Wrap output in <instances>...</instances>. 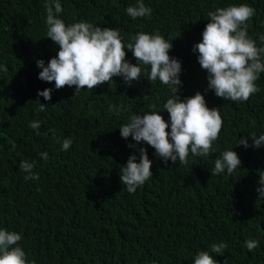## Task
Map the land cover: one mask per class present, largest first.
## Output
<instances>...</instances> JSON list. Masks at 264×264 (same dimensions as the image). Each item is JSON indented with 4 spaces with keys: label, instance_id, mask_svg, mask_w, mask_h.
Here are the masks:
<instances>
[{
    "label": "trees",
    "instance_id": "trees-1",
    "mask_svg": "<svg viewBox=\"0 0 264 264\" xmlns=\"http://www.w3.org/2000/svg\"><path fill=\"white\" fill-rule=\"evenodd\" d=\"M60 3L66 24L86 20L117 28L125 43L140 31L159 30L173 39L169 55L182 64L181 99L200 91L209 108H220L223 126L215 151L207 157L190 153L184 166L170 160L165 165L144 142L130 148L135 141L122 138L119 127L131 115L155 105L170 125L163 109L169 88L146 77L131 86L114 77L75 96V86L56 90L54 82L38 79L36 66L39 59L47 65L59 50L46 35L45 0H0V228L23 233L19 243L35 264H194L198 251L212 254L210 246L220 242L228 248L212 254L219 264H262L264 211L254 200L253 179L264 174V145L252 146L250 137L247 149L235 145L240 137L264 134V73L256 82L260 91L246 102L223 100L204 91L207 73L192 49L202 40L209 11L241 3L256 9L247 30L261 46L264 0H144L152 13L136 20L126 13L136 0ZM126 53L134 64L132 52ZM46 88L53 89L51 101L38 97ZM37 99L48 104L46 111L37 110ZM110 105L127 111L118 116ZM34 120L40 121L38 130L29 127ZM54 135L72 138V146L61 150ZM141 147L153 175L129 194L120 181L121 165L134 153L139 162ZM228 149L238 153L241 168L212 176L215 159ZM35 154L39 180H25L20 160ZM250 239L259 241L251 252L244 246Z\"/></svg>",
    "mask_w": 264,
    "mask_h": 264
},
{
    "label": "clouds",
    "instance_id": "clouds-1",
    "mask_svg": "<svg viewBox=\"0 0 264 264\" xmlns=\"http://www.w3.org/2000/svg\"><path fill=\"white\" fill-rule=\"evenodd\" d=\"M44 7L47 38L58 45L59 50L47 65L43 59L36 61V66L41 69L38 79L54 82L56 90L75 86L73 96L82 89L93 90L109 83L114 77H122L128 86L142 77H146L152 85L159 80L171 93L163 105L169 114L170 125L159 114L161 111H155V105H150L149 111L143 115H131L128 122L119 127L122 138L131 137L135 141V144L128 146L136 148L144 142L155 150L154 155L165 165L170 160L173 164L179 162L180 166L189 163L190 153L207 157L215 151L213 142L219 138L223 126L220 108H209L200 91L181 99L182 64L177 57L169 55L173 39L166 40L159 30L154 33L140 31L131 37V42L125 43V37L117 28L97 26L86 20L66 24L60 18L63 11L60 0H45ZM126 13L136 20L149 17L152 8L146 6L144 0H136L135 4L126 8ZM255 15L256 9L247 3L218 7L207 13L208 23L202 32V40L192 49L198 53V63L207 73L205 92L212 91L223 100L246 102L251 95L260 91L256 82L264 73V34L259 36L261 46H257L247 30V22ZM126 50L132 52L136 61L134 64L126 59ZM52 92V88H46L38 91V97L51 101ZM144 98L148 99L147 96ZM35 102L39 112L46 111L48 104L41 103L39 99ZM109 110L118 116L127 111L123 105H110ZM29 127L38 130L40 121H31ZM169 127L170 131L167 130ZM248 137L253 141L252 146L259 148L264 145V134L257 137L252 133L240 137L235 146L247 149ZM54 139L61 143V150L64 151L73 144L70 137L61 141L54 135ZM38 155L42 160L48 159L47 152ZM20 161L19 169L25 173L24 179L39 180V174L35 173L37 155ZM241 164L236 151L225 150L215 159L211 175L223 174L225 170L232 175L238 167L241 168ZM151 167L152 160L144 147L139 148V162L134 153L128 157L126 165H121L120 181L129 194H135L153 175ZM253 188L254 200L264 211V174L253 179ZM22 239V232L0 228V264H35L34 260L28 259L19 243ZM244 242L250 252L259 247L258 240ZM227 248L226 242L213 243L210 251L215 255H224ZM212 254L206 250L198 251L194 264H219Z\"/></svg>",
    "mask_w": 264,
    "mask_h": 264
}]
</instances>
